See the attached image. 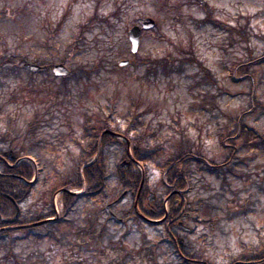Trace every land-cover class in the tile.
<instances>
[{"label":"rangeland","instance_id":"1","mask_svg":"<svg viewBox=\"0 0 264 264\" xmlns=\"http://www.w3.org/2000/svg\"><path fill=\"white\" fill-rule=\"evenodd\" d=\"M206 7L213 10L212 20L245 24L250 18L247 46L234 43L211 19L204 22ZM96 13L109 17V22L89 20ZM148 17L156 26L143 31L133 53L129 29ZM86 22L83 44L61 62ZM2 41L4 48L25 51L30 63L41 58L52 64L37 71L25 63L0 70V131L8 130L10 116L21 126L36 112L43 117L41 146L32 154L37 180L30 197L20 204L24 218L51 208L61 216L62 193L53 188L73 171L90 116L104 110L113 123L132 130L138 126L132 118L143 121L154 141L152 151L175 152L173 139L182 133L196 143L202 163L186 164L191 181V217L185 218L189 229L177 230L204 261L231 264L241 254L263 248L264 141L259 134H264V107L253 109L252 97L264 103V62L253 61L264 53V0H0V51ZM180 48L194 52L213 79L197 62L148 72L150 64L143 59L185 53ZM123 59L130 63L120 66ZM60 62L71 72L67 79L53 72ZM99 62L100 70L90 77H75L79 64L91 67ZM238 116L245 122L243 130L237 127ZM14 134L12 129L10 136ZM8 143L1 141L0 149L7 150ZM231 149L224 168H216L230 157ZM121 151L119 146L110 150L106 188L81 193L66 220L54 225L53 234L19 237L13 244L19 258L34 264L182 263L179 250L162 241L164 224L119 219L133 203L131 195L112 207L116 218L107 212L105 206L122 193L115 175L125 161ZM146 162L150 191L164 200L163 170ZM163 162L164 157L157 161ZM93 232L101 235L93 237ZM8 249L7 239L0 238V262Z\"/></svg>","mask_w":264,"mask_h":264},{"label":"trees","instance_id":"2","mask_svg":"<svg viewBox=\"0 0 264 264\" xmlns=\"http://www.w3.org/2000/svg\"><path fill=\"white\" fill-rule=\"evenodd\" d=\"M206 11L208 16L203 20L204 22L210 21L213 15V10L210 7H206ZM94 15V18L91 16L89 17V20L92 21L96 17L95 20L109 22V17L103 18L97 13ZM64 18L58 23V27L62 25ZM246 18L247 20L245 24H240L238 20L236 24H231L223 20H217L216 18L214 20L211 19V21L216 27H220L226 31L227 36L234 43L246 45V43L250 41V32L248 30L250 18ZM87 26L88 22L80 25L79 33L64 51L65 56L64 58H61V62H65V57L67 58L71 52L76 51L75 49L83 44L85 40V29ZM1 44L2 49L0 51V70L5 69L8 65L20 66L21 64L30 62L31 59L29 58V55L22 49L15 48L14 50H11L4 48V41H2ZM180 49L185 53H182L181 55H175L171 51L167 54L168 58L148 56L143 59L148 61L150 64L148 72L156 73L160 68L164 71H171L176 67L174 65L176 63L184 66L186 62H197L200 68L204 70L208 79H213L210 70H208V68H206L198 58H196L194 52H189V50H184L183 48ZM253 61H255V64L264 62V53ZM35 62L36 64L42 66V69H47L52 65L41 58L36 59ZM100 64L101 62L94 64L91 67H87L84 64H79L76 68H74L76 70L75 77L78 74L90 77L93 72L100 70ZM241 65V63L237 64V66ZM69 74H71V72ZM69 74L63 78L67 79L70 77ZM252 102L253 109H255L256 106L264 107V103L259 101L257 96L252 97ZM138 107L139 106H137V108ZM131 109L132 108L129 107L128 110L130 111ZM42 119L43 117L40 115V113L36 112L28 122L21 126L17 123V119L10 116L8 119V130L5 129L0 131V140L2 142L17 141L15 162L20 158L31 156L34 152L37 153V148L39 146V130L42 125ZM132 119L138 121L135 124V126L138 125L137 130H132L131 126L123 127L119 124L113 123L110 115L106 114L104 110L90 116V121L85 124L82 139L79 141L80 151L74 157V162L71 167V170L73 171L70 173L69 177L66 179L63 178L61 185L58 187L55 186L53 191L57 192L60 189L81 190L83 188L82 179H84L86 185L85 194H96L102 192L106 188L107 177L109 175L108 159L110 156V150L115 146H119L122 150V158L128 159V144L115 134L105 133V135L102 137L101 150L97 159L91 164L86 165L85 167L83 166L95 158L98 152V142L103 132L109 130L124 136L126 140L130 142L132 155L135 160L131 161V163L126 168L121 164L118 165L117 171L115 172L118 182L117 191H127V195H131L133 203L128 209L123 210L120 215V219H122V221L131 219L137 223H140L143 220L145 221V217L158 220L162 219L158 223L160 225L164 224L165 226L164 238H162V241H168L175 247L176 251L179 250L178 253L181 257V264H213L208 260L204 261L202 259L203 257L201 253L191 242H189L186 238L181 237L177 230L183 228L180 222L186 225L185 218L191 217L188 212L189 209L187 208L189 205L187 193L191 186V181L188 177L189 173L187 171L188 167L186 164L191 160H196L197 162L202 163V157L200 158L201 154L199 152V148L191 138L182 133L179 137L173 139V142L175 141L174 145L176 147L175 152L165 155L163 148L161 150L157 149L152 151L151 146L153 145L154 141L149 138L150 136L147 135L149 130L147 127H145L143 121L136 119V116ZM239 120L241 122H238ZM236 124L239 129H244L245 122L242 120V116L237 117ZM12 129L15 131V134L10 136V131ZM259 136L262 137L261 141L263 142L264 134H259ZM224 138L227 140L229 136L225 135ZM148 152L149 157L147 155ZM232 153L233 151L231 149L230 157H228L216 168H224V165H226L232 157ZM163 157V164H158L157 161ZM146 161H149L154 166L157 165L158 168L163 170V183L167 189V196L164 200L157 197L155 199L153 197H148L150 187L148 185L147 174L150 170V166ZM0 164L3 169L2 174L0 175V228H2L3 226L7 225V223L4 222L2 218H13L16 214V206L12 200H15L17 204H22L32 194L35 183L29 184L28 181L34 177L35 169L34 166L27 161H21L17 166L14 167V169H10V167L1 160ZM11 173H13L15 176L10 175ZM143 178L145 179V184L139 198L137 199ZM79 195L81 194H71L67 190L62 192L59 199L60 208L62 211L61 218L66 216V213L72 209ZM164 201L167 202L168 208L165 207ZM137 206L139 211H137ZM55 214L56 212L53 208H51L50 211L37 213V215L30 218L27 216L24 218V213L21 211L17 223L29 224L32 222L41 221L45 218L54 216ZM165 216L166 218L163 219ZM54 225V221H49L33 227L0 231V238L7 239L9 244V249L0 263H11L10 257H12V264H34L30 261H26V259L19 258L18 254L13 250L14 242L19 237H26L30 235L40 237L50 233L53 234L54 231L52 229ZM21 233H24L23 236L20 235ZM92 235L93 237H99L101 233L97 235L95 232H93ZM262 244L263 248L258 249L255 252L241 254L237 260H235L236 262L233 261L231 264H260L264 262V241ZM144 250H147V248L143 247V251Z\"/></svg>","mask_w":264,"mask_h":264},{"label":"water","instance_id":"3","mask_svg":"<svg viewBox=\"0 0 264 264\" xmlns=\"http://www.w3.org/2000/svg\"><path fill=\"white\" fill-rule=\"evenodd\" d=\"M156 26V21L151 18V17H148L146 18L144 21H142V23L140 25H134L132 26L130 29H129V40L131 42V51L133 53L137 52L138 49H139V45H140V42H141V36H142V33H143V30H149V29H152ZM130 62V60L128 59H123L119 62L120 66H125L127 65L128 63ZM25 66L33 71H37L40 66L37 65V64H32V63H26ZM53 72L57 75V76H65L69 73V69L68 67L63 64V63H57V64H54L53 66ZM105 133H111V134H115L113 133L112 131H105L102 133L101 135V138L99 140V149H100V145H101V141H102V137ZM128 145L130 146V143L127 142ZM129 156H130V159L133 160V156L131 153H129ZM129 164V161L125 160L123 163H122V166L123 167H126L127 165ZM144 182V181H143ZM126 195V192H123L116 200H114L112 203L108 204L106 206V209L108 211H110V208L116 204H118L119 202H121L123 200V198L125 197ZM154 193L151 192L150 193V196H153ZM16 206H17V213L15 215L14 218L12 219H9L7 220L9 223H15L20 215V206L16 203ZM112 214V213H111ZM47 220H50V219H46L44 220L43 222L47 221ZM33 225V224H32Z\"/></svg>","mask_w":264,"mask_h":264},{"label":"flooded vegetation","instance_id":"4","mask_svg":"<svg viewBox=\"0 0 264 264\" xmlns=\"http://www.w3.org/2000/svg\"><path fill=\"white\" fill-rule=\"evenodd\" d=\"M0 144H1V140H0ZM41 146V138L39 137V146ZM15 158H16V142L15 141H11L8 143V149H0V160L4 163L7 164V166L10 167V169H14L16 165V162H15ZM2 167H1V164H0V173H2ZM10 175L12 176H15L13 173H11ZM37 180V178L35 179ZM86 191V185L83 186V192ZM148 197L149 196V192H148ZM185 210V208H184ZM183 210V211H184ZM181 223V222H180ZM182 225V224H181ZM7 228H11L10 226H3L2 228H0V231H3V230H7Z\"/></svg>","mask_w":264,"mask_h":264}]
</instances>
